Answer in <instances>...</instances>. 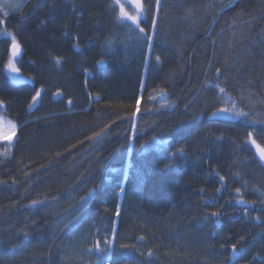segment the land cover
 I'll use <instances>...</instances> for the list:
<instances>
[{
	"label": "trees",
	"instance_id": "16d2710c",
	"mask_svg": "<svg viewBox=\"0 0 264 264\" xmlns=\"http://www.w3.org/2000/svg\"><path fill=\"white\" fill-rule=\"evenodd\" d=\"M1 1L0 264H264V0Z\"/></svg>",
	"mask_w": 264,
	"mask_h": 264
},
{
	"label": "rangeland",
	"instance_id": "374dc122",
	"mask_svg": "<svg viewBox=\"0 0 264 264\" xmlns=\"http://www.w3.org/2000/svg\"><path fill=\"white\" fill-rule=\"evenodd\" d=\"M220 1H225V0H220ZM4 2H6V1H4ZM125 2L127 3L126 5L121 3L122 15H123L124 19L131 21V20L127 19V16L135 15L138 17V21L136 23H134L133 21H131V22L135 25H138L139 21L142 18H144V12L142 10V0H138V4H137V0H125ZM160 3H161V0H160ZM160 3H159V5H160ZM3 4L4 3L0 0V6L1 7L4 6ZM128 7H129V9H128ZM156 29L157 28L155 27L154 28V34H156V31H157ZM6 37L12 39V37L10 35H6ZM10 63L12 64L13 67L17 68L15 60L11 59ZM7 73L14 80H17L19 77L18 72L12 71V69L9 68V66L7 67ZM155 99L163 106L166 104V96L165 95H157ZM13 126H15L14 132H12ZM18 129H19V127L15 123H13L9 119L5 118L4 116L0 115V144L12 145L15 141ZM9 132H12L11 140L3 139L2 137L4 136V134L9 133ZM258 153H259V151H258ZM259 157H260V155H259ZM262 161L264 162V160H262Z\"/></svg>",
	"mask_w": 264,
	"mask_h": 264
},
{
	"label": "snow or ice",
	"instance_id": "6c2138e0",
	"mask_svg": "<svg viewBox=\"0 0 264 264\" xmlns=\"http://www.w3.org/2000/svg\"><path fill=\"white\" fill-rule=\"evenodd\" d=\"M156 3H157V5H159V0H156ZM137 4H138V0H137ZM127 19L133 21L134 23H136L138 21V17L135 16V15L127 16ZM152 23L155 24V21H153ZM140 31L141 32H144L145 29L143 27H141L140 28ZM0 34H3V33H0ZM19 51H20V45L15 42V39H13V43H12V54L15 56V55H17L19 53ZM157 59H159V57H157ZM8 66L14 72H18L19 71V69L13 67L11 63ZM216 71H217V73H219L220 72V69H216ZM220 91L223 92L224 89L221 88ZM41 94H42V90H37L35 92V95H33L31 97L32 103L28 105L30 108L32 107L33 104H35V103L38 102V98L41 96ZM3 103H4V101H0V105H2ZM220 111H227V109H221ZM213 115H215V113H213ZM235 115L240 116V115H245V114L242 113V112H236ZM14 131H15V126L12 127V132H14ZM12 132L5 133L2 138L3 139H7V140H11ZM251 135L252 134L249 133V136H251ZM251 143L254 144V145H256V148L259 151L260 158L262 160H264V148H261L260 145L256 144V142L254 140L251 141ZM177 151H183V149H177ZM165 167H167V165H165ZM220 179L223 180L224 178L223 177H220ZM236 192L239 193L240 192V189L237 188L236 189ZM238 202H243V201H238ZM32 203H33V205H36L37 201H33ZM210 215L211 216H218V215H220V212L219 211H213V212L210 213ZM235 247H236V245H232V248L233 249H235Z\"/></svg>",
	"mask_w": 264,
	"mask_h": 264
},
{
	"label": "water",
	"instance_id": "95a60500",
	"mask_svg": "<svg viewBox=\"0 0 264 264\" xmlns=\"http://www.w3.org/2000/svg\"><path fill=\"white\" fill-rule=\"evenodd\" d=\"M21 55H22V53H21V51H19V53L17 54V55H13L12 54V47H11V49H10V58L12 59V60H18V59H20V57H21ZM40 98H41V96L38 98V102L37 103H35V104H33V108H32V112H34L37 108H38V106H39V104H40ZM61 98V94H57L55 97H54V100L55 101H57V100H59Z\"/></svg>",
	"mask_w": 264,
	"mask_h": 264
}]
</instances>
